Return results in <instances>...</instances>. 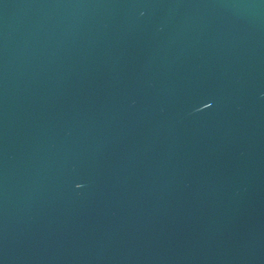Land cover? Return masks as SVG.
<instances>
[{
  "label": "water",
  "instance_id": "95a60500",
  "mask_svg": "<svg viewBox=\"0 0 264 264\" xmlns=\"http://www.w3.org/2000/svg\"><path fill=\"white\" fill-rule=\"evenodd\" d=\"M0 264H264V0H0Z\"/></svg>",
  "mask_w": 264,
  "mask_h": 264
}]
</instances>
